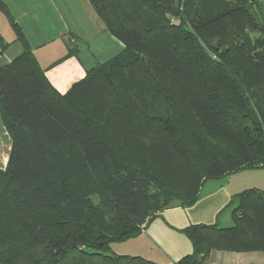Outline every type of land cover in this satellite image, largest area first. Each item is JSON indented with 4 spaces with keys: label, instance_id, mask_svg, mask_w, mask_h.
<instances>
[{
    "label": "trees",
    "instance_id": "1",
    "mask_svg": "<svg viewBox=\"0 0 264 264\" xmlns=\"http://www.w3.org/2000/svg\"><path fill=\"white\" fill-rule=\"evenodd\" d=\"M91 5L124 48L64 94L12 25L22 52L0 65L11 139L0 264H159L111 244L165 208L192 206L208 180L264 168V0ZM226 207L232 225L187 226L192 251L171 264L264 253V191L245 189Z\"/></svg>",
    "mask_w": 264,
    "mask_h": 264
},
{
    "label": "crops",
    "instance_id": "2",
    "mask_svg": "<svg viewBox=\"0 0 264 264\" xmlns=\"http://www.w3.org/2000/svg\"><path fill=\"white\" fill-rule=\"evenodd\" d=\"M0 40L5 45L3 63L22 52L13 24L22 30L44 75L61 94L86 75L87 70L119 54L124 44L102 22L91 0H0ZM10 54V55H9ZM11 139L0 117V169L7 163ZM264 191V168L244 169L220 180L204 182L198 200L189 207L159 211L140 233L111 244L118 255L139 256L159 264H171L191 253L190 240L182 232L192 224H232L227 204L245 189ZM208 264H264V253L212 250Z\"/></svg>",
    "mask_w": 264,
    "mask_h": 264
},
{
    "label": "built area",
    "instance_id": "3",
    "mask_svg": "<svg viewBox=\"0 0 264 264\" xmlns=\"http://www.w3.org/2000/svg\"><path fill=\"white\" fill-rule=\"evenodd\" d=\"M3 56H4V50H3L2 43L0 40V65L4 64L3 63Z\"/></svg>",
    "mask_w": 264,
    "mask_h": 264
},
{
    "label": "rangeland",
    "instance_id": "4",
    "mask_svg": "<svg viewBox=\"0 0 264 264\" xmlns=\"http://www.w3.org/2000/svg\"><path fill=\"white\" fill-rule=\"evenodd\" d=\"M10 55V54H9ZM87 194H89V193H91L92 192V190L91 189H86V190H84ZM98 197H97V195H95V194H92L91 195V199L93 200V201H97L98 199H97ZM232 225V224H231Z\"/></svg>",
    "mask_w": 264,
    "mask_h": 264
}]
</instances>
